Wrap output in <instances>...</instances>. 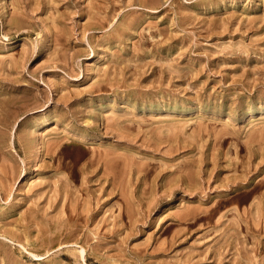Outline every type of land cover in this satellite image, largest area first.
I'll return each instance as SVG.
<instances>
[{"label": "rangeland", "instance_id": "374dc122", "mask_svg": "<svg viewBox=\"0 0 264 264\" xmlns=\"http://www.w3.org/2000/svg\"><path fill=\"white\" fill-rule=\"evenodd\" d=\"M0 264H264V0H0Z\"/></svg>", "mask_w": 264, "mask_h": 264}, {"label": "bare ground", "instance_id": "6f19581e", "mask_svg": "<svg viewBox=\"0 0 264 264\" xmlns=\"http://www.w3.org/2000/svg\"><path fill=\"white\" fill-rule=\"evenodd\" d=\"M35 153H34V156H35V160L36 159H38L40 156H39V151L37 150V151H34ZM34 156H33V158H34Z\"/></svg>", "mask_w": 264, "mask_h": 264}]
</instances>
